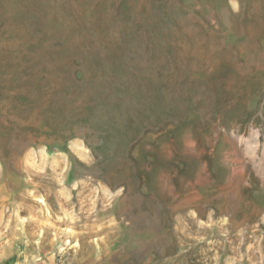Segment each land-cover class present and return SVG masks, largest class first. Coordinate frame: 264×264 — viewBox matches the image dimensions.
Wrapping results in <instances>:
<instances>
[{
	"label": "rangeland",
	"instance_id": "1",
	"mask_svg": "<svg viewBox=\"0 0 264 264\" xmlns=\"http://www.w3.org/2000/svg\"><path fill=\"white\" fill-rule=\"evenodd\" d=\"M263 144L264 0H0V264H264Z\"/></svg>",
	"mask_w": 264,
	"mask_h": 264
},
{
	"label": "bare ground",
	"instance_id": "2",
	"mask_svg": "<svg viewBox=\"0 0 264 264\" xmlns=\"http://www.w3.org/2000/svg\"><path fill=\"white\" fill-rule=\"evenodd\" d=\"M236 143H239V144L244 143L246 145L245 151L250 155L249 161L257 162L256 153H257V148H258V140H257V133L255 131L251 133L248 137L238 136L237 139L235 137V140L232 141V146L234 148L233 151L238 154V152L236 151ZM263 147H264V144H263ZM263 154H264V151H263Z\"/></svg>",
	"mask_w": 264,
	"mask_h": 264
}]
</instances>
